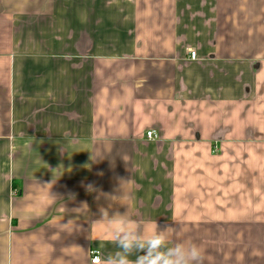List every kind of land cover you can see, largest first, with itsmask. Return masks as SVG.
I'll list each match as a JSON object with an SVG mask.
<instances>
[{
    "label": "crops",
    "instance_id": "1",
    "mask_svg": "<svg viewBox=\"0 0 264 264\" xmlns=\"http://www.w3.org/2000/svg\"><path fill=\"white\" fill-rule=\"evenodd\" d=\"M101 209L264 264V0H0V264H93Z\"/></svg>",
    "mask_w": 264,
    "mask_h": 264
},
{
    "label": "clouds",
    "instance_id": "2",
    "mask_svg": "<svg viewBox=\"0 0 264 264\" xmlns=\"http://www.w3.org/2000/svg\"><path fill=\"white\" fill-rule=\"evenodd\" d=\"M82 186L87 192L96 191L91 183ZM76 209H88V205L81 202ZM100 215L108 218L110 239L116 248L102 255L101 264H205V249L195 242L178 239L175 222L161 226L119 211L109 216L107 209H101Z\"/></svg>",
    "mask_w": 264,
    "mask_h": 264
},
{
    "label": "built area",
    "instance_id": "3",
    "mask_svg": "<svg viewBox=\"0 0 264 264\" xmlns=\"http://www.w3.org/2000/svg\"><path fill=\"white\" fill-rule=\"evenodd\" d=\"M190 58L191 59H196V53L191 52L190 53ZM147 136L149 139H158V134L155 131H148ZM91 261L93 264H98L101 262V251L98 249H92L91 250Z\"/></svg>",
    "mask_w": 264,
    "mask_h": 264
}]
</instances>
